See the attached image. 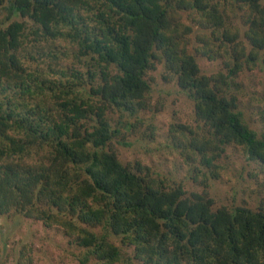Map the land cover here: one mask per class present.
Segmentation results:
<instances>
[{
  "label": "trees",
  "instance_id": "1",
  "mask_svg": "<svg viewBox=\"0 0 264 264\" xmlns=\"http://www.w3.org/2000/svg\"><path fill=\"white\" fill-rule=\"evenodd\" d=\"M0 13L1 216L61 227L80 264H264V200L216 208L208 191L230 147L264 168L238 82L264 69V0H7ZM216 54L225 70L204 75L197 57ZM160 65L195 106L203 138L170 131L202 193L119 157L143 114L156 128ZM259 102L264 127V85Z\"/></svg>",
  "mask_w": 264,
  "mask_h": 264
},
{
  "label": "rangeland",
  "instance_id": "2",
  "mask_svg": "<svg viewBox=\"0 0 264 264\" xmlns=\"http://www.w3.org/2000/svg\"><path fill=\"white\" fill-rule=\"evenodd\" d=\"M6 1L0 0V10L6 5ZM2 18L0 13V21ZM197 33V31L194 33V37ZM193 40L197 42L196 37ZM44 48L48 53L49 47L45 45ZM217 55H213L215 59L197 57L204 75L216 76L225 70L224 59L220 57L217 59ZM41 64L43 69L48 70V66L52 64V57H44ZM164 76H167V72L164 66L160 65L154 73L153 102L163 106V109L155 115L152 114L156 128L147 129L151 118L149 114H143L144 123L139 127V132L129 138L130 145H118L119 157L125 164L134 167L137 162H141L169 181L182 182L188 195L202 193L205 190L204 186L191 180L192 166L180 155L171 137L173 133L170 131V127L180 124L186 126L187 136L190 130L194 131V135L195 132H199L200 124L196 120L195 106L180 91L175 80L164 79ZM238 82L241 84L239 93L242 101L241 110L245 113L250 126L260 134L264 127L257 110L264 85V69L246 71ZM199 136L203 138L201 131ZM219 163L226 171L222 172L219 180L212 181L208 189L210 197L215 200V207L246 206L257 210L264 200V168H261L260 162L251 161L241 148L230 147ZM24 251L26 256L22 257ZM82 255V250L59 226L48 227L44 222L24 218L14 212L0 215L2 263L80 264L79 259Z\"/></svg>",
  "mask_w": 264,
  "mask_h": 264
}]
</instances>
